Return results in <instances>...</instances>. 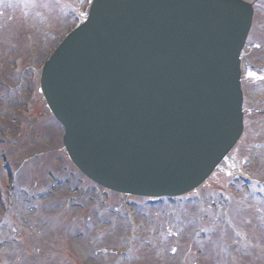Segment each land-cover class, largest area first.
Returning <instances> with one entry per match:
<instances>
[{"label": "water", "instance_id": "obj_1", "mask_svg": "<svg viewBox=\"0 0 264 264\" xmlns=\"http://www.w3.org/2000/svg\"><path fill=\"white\" fill-rule=\"evenodd\" d=\"M250 18L234 0H95L41 79L76 167L137 195L203 183L240 131L226 79Z\"/></svg>", "mask_w": 264, "mask_h": 264}, {"label": "rangeland", "instance_id": "obj_2", "mask_svg": "<svg viewBox=\"0 0 264 264\" xmlns=\"http://www.w3.org/2000/svg\"><path fill=\"white\" fill-rule=\"evenodd\" d=\"M75 6L83 10L87 6V0H0V85L7 84L13 89L12 95H8L0 87V141L2 142L0 150L3 152L1 154L3 156H0V182L7 185L6 180H4L5 177L2 176H19L22 180L20 184L32 188L33 185H38L42 188L53 185L48 171L53 172L54 175L56 174L53 179L57 183L56 188L51 190L48 196L49 199L59 197L63 199L73 195L75 192L71 190L79 182L78 176L80 177V175L72 172L71 164L65 154L62 153V128L44 110L45 106L40 100L41 98L32 94L35 93L38 87L37 72L55 45V43L52 45V38L48 37L49 33L45 34V32L50 30L54 35L53 40L59 33L61 35L59 39H61L62 35L70 30L74 21L70 7ZM259 9L262 11L261 15L263 16L264 9ZM257 15L258 13H256V17ZM261 15H259V18L262 17ZM248 50L254 62L259 63L262 61L263 57H259L258 53L252 51L250 46ZM262 55L264 56V54ZM16 60H19L18 66L15 65ZM34 72H36V76H34ZM248 89L252 98L250 104H253L258 95V90L255 85H250ZM255 104H260V108L264 109V103L258 101ZM26 105L30 107V114L25 110ZM260 131L264 134V126H261ZM254 133L256 132L254 131ZM251 137L249 128L247 133L244 134L242 145L248 142ZM236 152L232 156V160L235 159ZM263 152L264 150L249 165L251 173L261 181H264ZM5 164L7 166L4 170L1 166ZM217 178L224 181L222 180L224 176H218ZM67 182L70 183V187H68ZM87 187L90 195H99L100 192L96 189L91 186ZM230 191L235 192L236 190L230 188ZM251 193L253 192L251 191ZM203 198L201 206H198L195 202L184 203V201H180L176 204V207L142 209L144 211L142 216H138V222L142 223L138 233L141 237L143 235L146 241L134 242L132 253H135V256L134 259L128 261V264H183L184 261L179 262L170 253L173 248L177 250L189 249V241L184 238L185 234H181L178 241L170 238H167V241H162L155 231L169 227L176 234L183 229L189 235V227H191L189 216L197 217L203 213L207 215L203 216L205 217L204 226L211 227H208L211 235L207 239L212 240V244L208 243V245L213 247L209 246L207 248L205 246L204 252L198 261L199 264H236L239 261L247 264H264V229L260 227V230L255 229L257 222L264 221V213H261L264 210V201L261 200L260 202L258 199L249 197L247 199L249 203L246 205L248 208L243 210L236 203H233L229 208L230 224L247 230L251 235L250 239L253 245V247L252 245L244 246L245 250L240 248L237 251L238 253L235 252L236 262L231 263L229 257H226L224 261L220 259V256L223 258L224 253L221 247L222 242L227 244V241H230L229 239L232 237L229 235L231 233L230 228L214 221L215 218L221 216L224 210L211 206L212 200L209 194L206 193ZM84 200L81 199L83 209L90 208L92 206L90 204H94L93 198L87 199L86 202ZM112 201L116 200L112 199ZM184 204L186 207L182 208ZM207 206L208 211L205 209ZM47 207L48 200L43 202L38 212L25 211L26 208L18 204L15 212L10 217L11 219H9L10 224L8 220L4 232H0V237L11 238L16 236L21 238L20 234L24 233L23 238L26 237V244H15L11 247L0 248V257L4 261L0 264H105L108 262L107 258L100 260L102 256L93 255L94 247L97 244L113 245L118 240L117 236L120 232L119 236L123 237L125 232L123 223L117 225L120 228L119 233L116 230L115 235L110 239L108 236H103L100 242L93 243L92 249L87 244V237L83 239L80 237L76 240L71 239L72 234L67 235L70 233L69 228H66L65 232L60 228L57 231L53 229V226H45L41 221L42 216L47 215V220L57 216L52 210L51 213H48L50 206ZM258 209L260 210L259 214H257ZM183 210L185 211L182 212ZM56 211L59 213L58 209ZM74 211H76V214L81 212V210L75 209ZM171 211L178 217L172 216ZM251 215L259 216V220L255 224H253L254 218L250 217ZM56 220L57 218L51 219V221H54L53 223ZM92 221L93 219L90 220L89 224L90 230L95 226L91 223ZM56 226H58V223H56ZM220 228H223L224 235L221 239H218L217 237L222 231ZM86 231L89 232V228ZM218 240H221V242L219 241L217 245ZM202 245L200 246L202 247ZM85 246L88 247L89 251ZM192 246H194V243H192ZM23 250L27 252L25 253ZM187 260L190 263L193 262L192 259ZM123 261L124 259L118 264H123Z\"/></svg>", "mask_w": 264, "mask_h": 264}, {"label": "snow or ice", "instance_id": "obj_3", "mask_svg": "<svg viewBox=\"0 0 264 264\" xmlns=\"http://www.w3.org/2000/svg\"><path fill=\"white\" fill-rule=\"evenodd\" d=\"M251 75V74H250Z\"/></svg>", "mask_w": 264, "mask_h": 264}]
</instances>
